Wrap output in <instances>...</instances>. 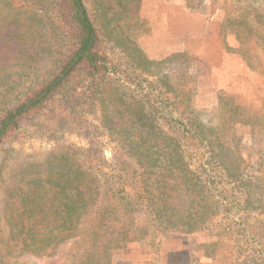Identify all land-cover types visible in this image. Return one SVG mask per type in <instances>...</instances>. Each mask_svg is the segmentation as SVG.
I'll list each match as a JSON object with an SVG mask.
<instances>
[{
	"label": "trees",
	"instance_id": "trees-1",
	"mask_svg": "<svg viewBox=\"0 0 264 264\" xmlns=\"http://www.w3.org/2000/svg\"><path fill=\"white\" fill-rule=\"evenodd\" d=\"M202 1L185 0L192 8ZM138 8L139 0H0V264H112L130 243L157 254L176 234L212 227L250 245L243 260L253 263L241 264H264V242L245 219L264 210V150L247 165L231 133L250 123L251 144L261 147L259 120L228 104L212 115L179 112L183 99L163 83L165 61L129 38ZM58 128L88 147L58 142ZM21 131L47 134L52 149L9 164L6 148ZM97 137L113 145L115 171L103 170ZM197 155L203 164L194 166ZM205 164L241 189L240 206L214 198ZM222 247L234 245L212 236L168 257L235 264Z\"/></svg>",
	"mask_w": 264,
	"mask_h": 264
},
{
	"label": "rangeland",
	"instance_id": "rangeland-1",
	"mask_svg": "<svg viewBox=\"0 0 264 264\" xmlns=\"http://www.w3.org/2000/svg\"><path fill=\"white\" fill-rule=\"evenodd\" d=\"M128 23L131 27L129 38L145 56L150 60L165 61L161 66V72L166 76L163 83L168 84V95L175 93L177 99H183L179 112L194 110L212 115L220 105L228 104L242 111L248 122L251 118L259 120L256 126L260 131L256 139L264 140V0H203L193 8L188 7L185 0H139V8L129 15ZM27 48L30 54L34 45L30 43ZM124 61L121 62L127 60ZM211 122L216 124L217 119ZM56 131L61 136L58 142H69L84 149L88 147L86 139L68 134L63 128ZM252 131L250 123H240L233 125L231 132L242 148L244 160L251 167L256 165L264 150V145L252 146ZM54 142L47 134L31 137L28 131H21L6 148L5 158L9 159V164L22 157L41 160ZM93 142L101 152L103 170L115 171L113 145L105 137H97ZM199 160L198 155L194 156L192 164L198 166ZM205 168L207 185L214 198L240 206L244 198L241 189L215 177L216 169L208 164ZM233 215L236 212L233 211ZM246 216L256 238L264 242V210L247 212ZM222 229L212 227L191 236L176 234L162 242L157 254L149 248L143 250L136 242L130 243L113 252L112 264H179L176 258L168 255L192 250L199 242H208L212 236L219 244L234 245L229 252L221 248L222 256L229 258L230 262L253 263V260H243L244 249L252 255L250 245H245V240L236 234ZM240 248L243 249L240 251ZM195 256L199 254L195 253ZM27 261V264H33L35 260L28 258Z\"/></svg>",
	"mask_w": 264,
	"mask_h": 264
}]
</instances>
